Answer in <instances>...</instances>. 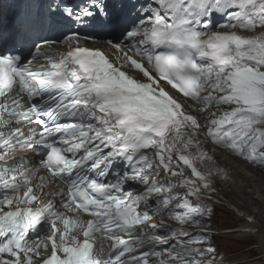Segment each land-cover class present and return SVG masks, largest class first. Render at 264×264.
<instances>
[{
    "label": "bare ground",
    "instance_id": "6f19581e",
    "mask_svg": "<svg viewBox=\"0 0 264 264\" xmlns=\"http://www.w3.org/2000/svg\"><path fill=\"white\" fill-rule=\"evenodd\" d=\"M76 41L72 40L71 43ZM85 44L105 51L111 57L117 55L116 51L101 42ZM124 60L122 56L121 61ZM263 69L264 66L261 67ZM135 74L146 75L142 71ZM238 77L240 79L236 80L233 87L226 84L224 88L229 87V92L244 93L239 84L241 80L246 87L249 81L257 83V80L250 79V75ZM241 100L232 98L234 105L240 108L239 113H250L244 111ZM209 110L194 109L201 118L198 123L202 134ZM28 112L25 98L20 92L5 98L0 108V219L5 222L8 218L4 216H14L23 210L34 212L41 220L42 231L39 241L30 240L19 250H12L5 242L1 243L0 264H50L56 257L66 254L68 249L85 244L93 245L94 260L105 264L103 233L68 207L65 190L43 171V165L38 162L43 133L33 124ZM223 113L217 112L216 115L211 112L209 121H217ZM194 120L197 122L196 115ZM205 146L219 162L222 178L217 180V194L224 195L228 204L235 207L236 219L239 221L237 227L228 228L223 234L233 233L241 238L256 237L254 249L258 253L257 258L264 259V174L256 169H248L240 160L214 147L207 140ZM224 262L234 264L226 258Z\"/></svg>",
    "mask_w": 264,
    "mask_h": 264
},
{
    "label": "rangeland",
    "instance_id": "374dc122",
    "mask_svg": "<svg viewBox=\"0 0 264 264\" xmlns=\"http://www.w3.org/2000/svg\"><path fill=\"white\" fill-rule=\"evenodd\" d=\"M260 70L261 69L257 71L255 70L254 72L260 73ZM250 79L255 80L251 77ZM253 83L255 82L249 81L248 84L252 86ZM242 164L250 170H255L254 168L246 166L244 163ZM260 173L264 174L263 171H260ZM223 200H226L228 202V199L226 198H224ZM226 201H223L224 204H219L213 219L214 225L217 227V230H220L221 232L218 236H216V242L219 248L227 254L228 258H226V260L234 264H264V259L257 258L258 253L254 249L257 241L256 237L245 236L244 238H241L235 236L233 233L223 234L224 230L237 227L239 224V221L236 219L237 215L235 213L236 211L234 210L235 207L227 205Z\"/></svg>",
    "mask_w": 264,
    "mask_h": 264
}]
</instances>
